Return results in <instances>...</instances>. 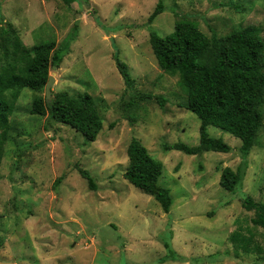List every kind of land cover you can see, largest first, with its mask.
I'll use <instances>...</instances> for the list:
<instances>
[{
    "label": "rangeland",
    "instance_id": "374dc122",
    "mask_svg": "<svg viewBox=\"0 0 264 264\" xmlns=\"http://www.w3.org/2000/svg\"><path fill=\"white\" fill-rule=\"evenodd\" d=\"M159 1L163 12L149 24ZM0 13L28 48L59 44L75 27L68 54L50 71L51 97L88 94L102 118L96 140L87 142L47 115L29 113L32 98L45 92H21L0 166V264H264V230L241 206L248 196L264 203V104L241 183L227 191L221 171L241 167L239 139L209 126L228 153L164 150L197 146L200 120L184 107L178 75L158 67L149 43L150 31L172 36L182 16L207 36L253 26L264 40V0H0ZM114 55L127 65L132 88ZM132 139L162 164L158 184L170 191L168 213L124 178ZM79 169L93 178L94 191ZM236 231L252 235L261 251L236 247L229 240ZM165 243L180 260L162 261Z\"/></svg>",
    "mask_w": 264,
    "mask_h": 264
},
{
    "label": "trees",
    "instance_id": "16d2710c",
    "mask_svg": "<svg viewBox=\"0 0 264 264\" xmlns=\"http://www.w3.org/2000/svg\"><path fill=\"white\" fill-rule=\"evenodd\" d=\"M72 1L65 0L67 4ZM163 9V3L159 1L147 22L151 24ZM75 38L74 27L59 44L50 40L28 48L13 26L2 22L0 13V166L3 148L10 135V118L21 92L28 89L44 93L50 71L59 68ZM149 43L158 67L165 73L178 75V85L185 95L184 107L200 120L197 146L174 144L165 146L164 150L193 156L205 152L228 153L230 146L222 139L210 136L207 128L213 126L228 132L241 142L243 163L236 171L222 169L219 184L221 188L233 191L241 183L247 156L257 143L262 124L264 40L259 30L246 26L225 36H207L194 21L182 16L175 22L172 36L160 37L150 31ZM114 61L126 86L132 88L127 65L117 55H114ZM147 98L153 97L149 95ZM155 99L163 107L164 99ZM29 113L40 117L47 115L48 122L69 126L87 142H94L102 130L98 107L88 94L70 96L67 92H60L53 94L49 102L45 96L35 95ZM129 121L132 124L135 118L130 115ZM127 156L124 178L142 193L153 197L162 211L168 213L172 204L170 191L158 184L162 164L136 139L130 141ZM78 172L94 191L96 186L90 174L82 169ZM60 179L55 184H59ZM241 206L253 212L251 223L264 230V203L248 196ZM229 240L246 254L261 251L258 246L251 245L252 235L245 237L236 231ZM164 245L168 253L162 261L180 260L169 243Z\"/></svg>",
    "mask_w": 264,
    "mask_h": 264
},
{
    "label": "water",
    "instance_id": "95a60500",
    "mask_svg": "<svg viewBox=\"0 0 264 264\" xmlns=\"http://www.w3.org/2000/svg\"><path fill=\"white\" fill-rule=\"evenodd\" d=\"M53 83V77L51 75H49V78H48V81L45 85V89H44V92H45V98H46V101L49 102L50 99H51V85Z\"/></svg>",
    "mask_w": 264,
    "mask_h": 264
}]
</instances>
